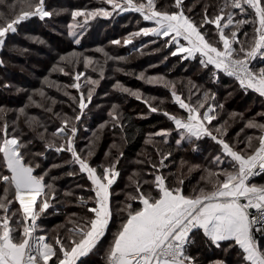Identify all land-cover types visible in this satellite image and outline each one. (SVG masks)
Listing matches in <instances>:
<instances>
[{"label": "snow or ice", "instance_id": "6c2138e0", "mask_svg": "<svg viewBox=\"0 0 264 264\" xmlns=\"http://www.w3.org/2000/svg\"><path fill=\"white\" fill-rule=\"evenodd\" d=\"M0 5L16 8V5H9L8 0H0ZM104 5H109L111 10ZM169 7L171 11L167 10ZM211 7L205 5L201 19L197 21L191 15L193 8L186 5L185 0H171L162 8H158L157 0H101L100 7L71 12L72 23L67 25V35L76 45H80L90 21L98 17L109 18L113 13H138L153 26L131 33L124 40L125 45L132 42L133 36L162 39L164 47L174 49L172 56H180L182 60L198 59L200 66L209 69L216 82L219 81L218 73L222 72L234 78L245 92L251 90L264 97V66L256 67L253 64L258 58L264 60V0H223L214 14L209 12ZM58 14L54 9L49 10L47 0H19L18 12L13 11L12 16L0 22V48L5 45L8 34L17 33L21 23L33 17L45 20ZM248 24L253 25V33L250 36L243 31L245 39L241 40L239 34ZM210 25L214 29L206 27ZM112 43L120 44V41L114 40ZM96 51L105 57V63L109 59H124L110 57L102 48ZM81 63L85 69L91 67L92 71H99L100 79L104 78V67L99 61L75 51L61 56L60 62L52 69L71 77L73 83L60 86L45 78L48 87H55L57 91L62 87L63 95L69 97L79 109L74 117L63 116L54 132L49 134L38 118L27 115L25 108L19 109L20 115L10 129L7 113L0 108V212L3 213L0 215V264H78L105 239L114 216L119 219V224L107 242L105 264H229L226 259L205 262L199 254H194L192 249L198 238L220 249L226 256L235 251V264H264V245L257 240V235L264 236V184L251 182L253 177L264 173V123L249 120L246 127L258 129L261 134L247 136L244 148H239V139L234 144L225 138L227 122L212 126L217 119L215 108H222L223 105H210L201 111L210 98L207 92L202 99L197 98L193 102L191 88L196 86L192 81L188 82L189 96L184 98L178 93L174 82L163 76L145 77L143 72L140 73L139 78L146 83L168 88L174 103L186 113L178 116L163 111V115L174 124V129L149 133L145 143L152 144L153 137H161L163 143L167 144V138L173 131L179 136L175 140L177 146L182 142L191 144L194 140L210 138L221 149V154L215 155L213 162L217 166H225L219 171L204 169L206 175L201 176L204 186L185 192L183 179L173 185L168 177L159 173L172 153H160L158 150L161 160L159 165H152L157 172L150 173L154 179L141 183L139 174L134 173L133 176L137 178H129L134 192L126 193L123 206L117 204L114 209L112 198L116 194L112 188L120 175L117 170L119 158L108 166L93 167L81 154L83 150L78 151L75 145L76 124L92 103L95 89L100 84V79L86 77L89 87L85 94L80 83L85 74L75 71ZM115 87L138 100L142 99L140 92L119 82ZM68 89H75L78 97ZM38 94L47 98L43 90H38ZM211 99H215V96ZM29 100L32 101V97ZM143 102L151 112L161 111L148 100ZM45 110L51 112L53 109L48 107ZM108 115L113 127L123 128L117 105L112 106ZM260 115L264 116V113ZM20 116L24 117L29 131L36 133V137L42 141L45 151H31L32 140H25L23 130L18 127ZM104 127L105 124H101L98 132ZM40 128L44 131H39ZM93 136L98 138L96 132ZM254 140L258 142L255 146ZM92 144L90 142L87 146L88 157L93 155ZM48 151L70 153L71 159L65 164L78 165L79 173L86 174L90 181L88 191L94 193L87 198L76 197L85 210L84 215L72 213L64 226V235L57 233L54 238H50L46 232L39 234L44 230L38 224L57 199L55 181L59 177L52 175V170L63 167L53 164L45 168L42 162H37L38 159H47L45 153ZM75 174L67 173L70 176ZM64 195L72 196L73 193L65 192ZM14 203L18 204L15 210L12 207ZM68 224L72 226L67 227Z\"/></svg>", "mask_w": 264, "mask_h": 264}, {"label": "trees", "instance_id": "16d2710c", "mask_svg": "<svg viewBox=\"0 0 264 264\" xmlns=\"http://www.w3.org/2000/svg\"><path fill=\"white\" fill-rule=\"evenodd\" d=\"M49 2V10H56L58 15L51 18L40 20L39 18H30L29 21L21 23L19 28L23 29L11 34L6 39L5 45L0 52V108H3L7 113L6 119L11 126L20 115L19 109L25 108L28 116L36 117L42 125L48 129V133H52L60 126L61 118L63 116L74 117L79 109L69 97L63 95V88L57 91L55 87H48L45 81H41V77L46 76L51 66L60 62V54L65 51L68 52H84L89 53V50L94 48H102L108 53L110 57H124L123 60L109 59L105 63V57L98 52V61L104 67V78L100 79L99 71H92V68L85 69L83 63L78 65L75 71L82 69L84 76L92 79H100V84L95 89L92 103L88 106V111L84 112L81 120L76 124L78 128L77 136L75 138V145L78 151L84 155L91 166L98 165L108 166L119 158L117 170L120 172L116 182L113 184L112 191L116 194L113 196V208L117 204L123 206L125 194L134 192V187L129 180L134 177V173L139 174L141 183L143 180H153L154 176L150 173H155L157 169L152 165H159L161 160L160 153L171 152L172 155L164 161L165 176L168 181L175 185L180 179H183V188L185 192H191L198 186H204V181L197 182L196 179L206 175L204 169L212 171H219L225 165L217 166L213 162L215 155L221 154L220 146L217 145L210 138L201 140H194L191 144L182 142L177 146L175 140L179 138L178 134L173 131L168 137V143L165 144L161 137H153L152 144H146L149 133L158 132L165 129H174V124L163 115V111H168L175 115H186L182 109L176 105L171 97V92L161 84H146L140 79V73L145 71V66L153 65L160 76L165 77L166 80L172 81L176 84L178 93L182 94L184 98L189 96L190 85L192 81L196 87L191 88L192 101L195 102L197 98H203V94L207 92L209 99L205 104L204 111L208 106L223 105V107H216L215 114L217 119L212 122V126L225 125L228 129L227 137L231 143H236L237 139L241 141L238 144L239 148H244L247 136H259L261 133L258 129H249L246 124L249 120L262 121L264 123V116L257 115V113H264V101L262 97L253 91L245 92L240 88L238 82L231 77L218 73L219 81L216 82L209 69H203L197 60H182L180 56H172L170 49L164 47L162 39L156 37H148L144 35L131 37L132 42L125 45L123 41L120 44L110 43L118 40L121 37H128L131 33L139 31L143 27H152L151 22L144 21L138 13L125 12L113 15L109 18L98 17L96 20L89 22L88 28L81 38V44L76 45L72 38L67 35V24L72 20L71 12L75 9H94L101 6V0H47ZM195 1H198L194 4ZM9 5H16V8L0 5V22L12 16L13 11L19 10V0H8ZM158 8L163 5L170 4L171 0H157ZM185 4L193 8L191 15L199 21L201 19L203 7L205 5H212L209 9L210 14L218 11L219 6L223 4V0H185ZM108 8V5H104ZM167 10L171 11L169 7ZM237 11V10H236ZM238 12V11H237ZM244 18V17H240ZM82 18H78L81 20ZM108 27L107 33L102 35L101 32ZM214 29V26H206ZM50 29L56 30L61 34H53ZM243 31H247L251 36L253 33V25L248 24L239 34L241 40L245 39ZM100 34L102 37H100ZM55 35V36H54ZM129 35V36H128ZM60 36V37H59ZM126 38V39H128ZM52 39L55 42L56 53L49 51L44 45L51 43ZM156 40V43H153ZM12 43V48L23 49L28 52V59L22 60L13 57L8 44ZM84 51V52H83ZM12 55V56H11ZM44 58L47 60L45 61ZM30 59V60H29ZM34 64H30V61ZM19 61V62H18ZM256 67L264 66V60L258 58L253 62ZM18 65H26L29 71L34 70L35 66H42L43 70L36 71L38 82L22 81L23 71L18 68ZM84 68V70H83ZM117 69H120L119 71ZM124 71V73L122 72ZM131 71L132 76L129 75ZM96 75V76H94ZM83 76V77H84ZM131 76V78H127ZM85 78V77H84ZM83 78V79H84ZM40 80V81H39ZM117 82L121 83L133 91H148L156 93L160 100H156V104L149 102L152 106L159 108L161 111L151 112L147 104L143 102L146 98L141 95L142 99L138 100L134 96L123 93L114 87ZM63 86V81L57 83ZM82 90L87 94L89 85L81 84ZM154 88L152 92L151 89ZM38 90H43L47 98H42L38 94ZM108 93V98L99 101L98 107L102 108L96 110V94L100 91ZM73 96L79 95L75 89H68ZM215 99H211L212 96ZM32 97L33 103L29 100ZM50 98V99H48ZM52 101L56 103L53 104ZM162 102V103H161ZM36 104L42 105L37 107ZM122 104L119 112L120 123L123 128L117 126L113 127L111 117L108 115L109 108L112 105ZM27 106V107H25ZM250 110L246 108L250 107ZM51 107V112L45 109ZM75 109L76 111H73ZM59 114V116L57 115ZM235 114V115H233ZM259 121V122H260ZM105 124L103 130L98 132L99 126ZM18 127L24 132L25 140H32L30 149L32 152H43L44 146L41 140L36 137V133L29 131L28 126L24 123V117L20 116ZM43 132L44 129L40 128ZM96 132L97 137L93 136ZM239 133V137L237 134ZM19 134V133H18ZM92 144L93 155L87 156L88 145ZM258 142L253 141L255 146ZM120 153L123 155L121 156ZM47 159L39 160L45 168L51 167L53 164L63 165L61 168H54L52 175L58 176L59 179L55 181L57 189V199L53 201V207L47 210V213L42 215L38 224L41 229L39 234H45L50 238H54L57 233L61 236L65 233V225L72 213H77L78 216L84 215V209L78 204L76 197H89L94 193L88 191L90 188V181L87 180L86 174L79 173L78 165L69 166L65 161L71 159V154L55 153L48 151L45 153ZM185 159L186 164L181 161ZM199 166L198 168L194 166ZM191 169V171H189ZM100 169L98 168V171ZM68 172H74L75 175H67ZM252 183L264 184V173L256 178ZM81 185L83 187H78ZM65 192L73 193L72 196H65ZM13 210L18 208V204H13ZM3 213L0 212V215ZM119 224V219L114 216L113 223L110 225V232L98 247L90 253L87 257L81 258L78 264H105L104 252L107 247V242L111 240V232L115 231ZM72 225L68 224L67 227ZM264 245V239L258 241ZM194 254H199L201 258L207 262L215 259H226L229 264H235L236 252L225 255L220 249L214 246H209L200 238L197 239V244L192 249ZM51 264V262H50Z\"/></svg>", "mask_w": 264, "mask_h": 264}, {"label": "rangeland", "instance_id": "374dc122", "mask_svg": "<svg viewBox=\"0 0 264 264\" xmlns=\"http://www.w3.org/2000/svg\"><path fill=\"white\" fill-rule=\"evenodd\" d=\"M49 2L50 1H48L47 2V5H49ZM196 2H198V1H195L194 2V4L196 3ZM108 10H111V7L108 5V8H107ZM238 11V10H237ZM33 18H38V17H33ZM250 18V17H249ZM30 20V19H29ZM28 20V21H29ZM26 22V21H25ZM69 23H72V20L69 22ZM68 25V24H67ZM20 27V25L18 26V31H21L22 29H23V27L22 28H19ZM67 27V26H66ZM68 28V27H67ZM88 28V27H87ZM51 30V32L53 33V34H58V35H60L61 33L60 32H58V31H56V30H53V29H50ZM87 30V29H86ZM85 30V31H86ZM107 30H108V27L107 28H105L102 32H101V34L102 35H105V33H107ZM85 31H84V33H85ZM227 31V30H226ZM100 34V37H102V35ZM9 35H11V33L10 34H8V36ZM8 36H7V38H8ZM55 36V35H54ZM129 36V35H128ZM60 37V36H59ZM148 37H152V36H148ZM6 38V39H7ZM126 38H128V37H121L120 39H118L120 42L121 41H123V43H124V40L126 39ZM110 43H112V41L111 42H109V44ZM44 45L45 46H47L46 48L49 50V51H52L53 53H56V51H55V48H56V45H55V42H54V40L52 39V41H51V43H49L48 45H46L45 43H44ZM9 47V49H10V51H11V53H12V55H13V57H16V58H18V59H22V60H27L29 57H28V55L27 54H29L28 52H26L25 50H23V49H20V47H19V49H14V48H12V43L9 45L8 44V46H7V48ZM100 47H98V48H94V49H91V50H89V53H87L86 54V52H84L85 53V55L86 56H90V57H92L93 58V60L94 61H98L97 59H98V52L96 51L97 49H99ZM1 50H2V48H0V52H1ZM76 52V51H75ZM68 53H71V52H68V51H65L63 54H60L59 56H58V58L59 57H61V56H65V55H67ZM11 55V56H12ZM30 60V59H29ZM44 60L46 61L47 59L46 58H44ZM0 61H1V58H0ZM19 62V61H18ZM30 64H34L35 62L34 61H30L29 62ZM18 68L19 69H21V71H23L24 73H23V75H21L22 76V78H20L19 80H22V81H30V82H38V78H37V76L39 75V73H34V70H36V71H41V70H43V67L40 65L39 67L38 66H35L34 68V70H32V71H29V67H27L26 65H18ZM53 69V66H51L50 67V69L48 70V72H47V74H46V76H44V77H41V81H45V78L47 77L48 78V80L49 81H54L56 84L57 83H60V82H62L63 81V84L64 85H67V84H71V83H73V80H72V78L71 77H69V76H65V75H63L62 73H60V72H58V71H53L52 70ZM82 69H79V71L78 72H82L83 73V71H81ZM83 70H84V68H83ZM145 71H143V73L145 74V77H147V76H160V74H159V71H157L156 69H155V67H153V65H147V66H145V69H144ZM123 73H124V71H122ZM130 73H132L131 71H129V75H131L132 76V74H130ZM94 76H96V75H94ZM131 76H129V77H127V78H131ZM85 77V78H84ZM82 76L81 77V81H80V83L81 84H84V83H86V76ZM84 78V79H83ZM39 80V81H40ZM144 83H146V81L145 80H142ZM121 84V83H120ZM146 84H148V83H146ZM116 85V84H115ZM115 85H114V87H115ZM153 85V84H152ZM116 88V87H115ZM150 91V89L148 90V91H138V92H140L141 93V95H143V97L144 98H146V100H148L149 102H151V103H154V104H156V100H160L161 99V97H159L156 93H150L149 92ZM151 91L153 92L154 91V88L153 89H151ZM249 91V90H248ZM257 94V93H256ZM105 98H108V93H104V91L102 90V91H100V92H98L97 94H96V97H95V99H96V103H97V105H96V107H94L96 110H98V109H100V108H102L103 106H99L98 107V103H99V101H101V102H103L104 100L103 99H105ZM262 100L264 101V97H262ZM113 106V105H112ZM112 106L109 108V110L111 111L112 110ZM118 106V113L120 112V110H121V108H122V104H119V105H117ZM90 108H87V109H85V111H88ZM251 109V106L250 107H248V108H246V110H250ZM109 112V111H108ZM259 114H261V113H257V115H259ZM260 121V120H259ZM259 121H257V123H262V121L263 120H261L260 122ZM181 163L182 164H186L187 163V161L185 160V159H183L182 161H181ZM165 167V166H164ZM164 167H162V168H160L159 169V173L160 174H163V175H165V172H164ZM193 169H195V167H193ZM157 172V171H156ZM155 172V173H156ZM196 181L199 183V182H201V177L200 178H198V179H196ZM258 184V183H257ZM235 252V251H234ZM235 258H237L236 256H235Z\"/></svg>", "mask_w": 264, "mask_h": 264}, {"label": "built area", "instance_id": "2783aa9c", "mask_svg": "<svg viewBox=\"0 0 264 264\" xmlns=\"http://www.w3.org/2000/svg\"><path fill=\"white\" fill-rule=\"evenodd\" d=\"M223 74H224V73H223ZM250 91H251V90H250ZM261 174H262V173H261ZM261 174H260V175H261ZM260 175H257V176H255V177H253V178H252V181H254L256 178H258ZM252 181H251V182H252ZM262 239H264V236H259V235H257V240H258V241H260V240H262Z\"/></svg>", "mask_w": 264, "mask_h": 264}]
</instances>
